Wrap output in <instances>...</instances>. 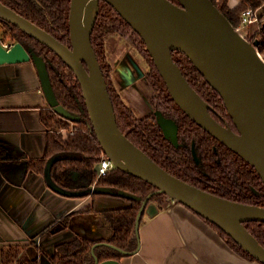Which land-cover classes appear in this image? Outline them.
Returning <instances> with one entry per match:
<instances>
[{"label":"water","instance_id":"water-1","mask_svg":"<svg viewBox=\"0 0 264 264\" xmlns=\"http://www.w3.org/2000/svg\"><path fill=\"white\" fill-rule=\"evenodd\" d=\"M99 1L69 0L67 19L69 45L60 42L45 29L0 1L1 20L11 23L46 45L72 70L80 85L88 116L87 124L104 156L111 161L113 167L155 187L145 197L122 189L96 185L95 182L83 190H71L55 183L50 175L51 166L60 155H53L46 160L43 179L49 188L60 195L85 197L95 193L139 201L133 226L136 247L126 251L107 241L92 240L93 244L90 247L92 264H121L119 260L113 258L99 261L94 253V247L99 244L110 246L124 255L137 252L141 217L145 215L151 218L161 208L169 207L171 202L179 203L213 223L254 257L255 261L264 264V247L244 225L248 221L264 222V206L221 197L172 175L131 142L118 128L105 78L90 42ZM103 1L112 6L141 37L174 103L198 126L250 164L264 185V58L257 50L258 41L247 39L246 35L251 34L247 31L248 28L233 27L211 0H176L178 3L171 0ZM257 21L258 17L255 15L246 26ZM243 29L247 32L242 31ZM173 51L184 53L205 81L219 94L237 132L211 116L210 106L191 87L173 60L171 55ZM124 57L127 60L121 61L122 66H117L115 74L119 77L117 79H120V85H129L141 76L143 82L147 84L145 75H142L131 55L127 52ZM25 61L34 64L48 106L61 118L68 121L79 120L77 115L58 103L43 58L31 47L26 48L20 42L3 46L0 40V65ZM137 92L141 96L140 108L148 109V114L154 115L163 136L173 145H177L176 123L164 117L160 110L154 109L140 90ZM135 115L138 118L142 116L137 113ZM194 160L198 162L195 155ZM93 170L98 171L97 164L93 166ZM156 193L165 195V202L161 206L150 199ZM34 244L37 250L38 245L35 242ZM47 255L49 254L44 252L37 254L40 264L43 257L46 264H50Z\"/></svg>","mask_w":264,"mask_h":264},{"label":"trees","instance_id":"trees-1","mask_svg":"<svg viewBox=\"0 0 264 264\" xmlns=\"http://www.w3.org/2000/svg\"><path fill=\"white\" fill-rule=\"evenodd\" d=\"M0 1L45 29L60 42L69 45L67 23L69 0H53L50 3H48V0L46 2H38V0ZM171 1L178 3L176 0ZM211 1L226 16L233 27L240 26L245 10H250L251 17L257 15L258 28L246 37L249 41L254 39L258 41L257 50L264 58V22L262 21L263 14L260 15L259 13L260 10H264V0H236L232 5L228 3V0ZM0 24L5 36H9L15 42H20L26 48L31 47L35 53L43 58L58 103L79 117V120L75 121L74 130L69 133L70 125L68 121L62 119L51 107H40L39 117L45 127V146L40 157L27 159V169L42 174L46 160L58 154L60 158L52 164L50 175L55 183L64 188L83 190L95 181L96 185L122 189L141 197H145L154 190L155 187L152 184L115 167L96 178L93 166L98 161L102 150L87 124L88 116L85 111L80 85L72 70L50 48L18 27L1 19ZM129 32L135 36L136 42L142 47L149 62V70L146 74L148 86L156 97L160 96L164 99L163 103L171 104V107L176 109L179 131H184L187 135L195 133L194 138L197 142L198 157L203 163V170L206 174L182 148H176L163 137L153 114L144 115L140 118L136 117L133 109L127 106L119 96L110 76L105 73L106 87L118 128L131 142L172 175L221 197L264 206V185L254 168L198 126L173 102L145 49L141 37L131 29L129 24L118 15L112 6L100 0L97 17L90 34V42L102 70L105 68L110 70L104 49L105 39L114 34L127 35ZM131 40L135 43L133 38ZM171 55L191 87L215 109L212 114L217 115L216 113L220 112L231 121L219 94L205 81L185 54L180 51H173ZM149 102L152 105V102ZM153 108L155 107L153 106ZM148 117L153 118V120H148ZM214 149L217 152H214ZM217 155L220 156L221 161H226L227 169L232 166L235 176L233 180L232 171L230 169L231 172L226 171L220 165L221 161L216 162L214 160V156ZM8 158L11 157H9L5 148L0 145V159ZM254 192L260 194V198L256 197ZM97 195L92 193L90 196L92 202L80 207L75 213H99L102 220L111 228V234L106 241L120 249L133 250L137 245V240L133 235V226L139 208V201L123 198L127 201L124 206L98 209L94 204V198ZM150 199L161 206L165 202V195L156 193ZM160 201H162V204H160ZM71 215L72 213H69L52 220L45 226L44 234H55L66 229ZM202 219L213 227L236 253L246 260H255L220 228L206 219ZM244 225L264 247V222L248 221ZM92 244V240L77 234L68 240L56 243L53 246V251L47 255V259L50 264H92L93 258L90 255ZM21 249L22 245L20 243L2 245L0 247V264H40L37 256L32 258L23 257ZM41 253L43 251L37 246V254ZM94 253L99 261L109 258L118 260L123 255L107 245L95 246Z\"/></svg>","mask_w":264,"mask_h":264},{"label":"crops","instance_id":"crops-1","mask_svg":"<svg viewBox=\"0 0 264 264\" xmlns=\"http://www.w3.org/2000/svg\"><path fill=\"white\" fill-rule=\"evenodd\" d=\"M235 1L228 0V3L232 5ZM127 52L130 54L128 49ZM132 58L145 75L139 61ZM122 60L127 59L118 56L109 60L115 69L111 77L124 103L141 115V96L137 90L145 94L147 84L141 76L134 83L121 86L115 74L117 66H122ZM45 106L48 104L31 61L0 65V145L11 157L0 159V247L19 242L23 246L21 255L25 258L37 256L34 242L44 253L50 254L56 243L77 234L94 242L106 241L111 234V228L99 213H75L92 202L90 196L60 195L47 186L42 174L27 169L28 158L43 154L45 129L39 111ZM103 197L105 194L94 198L98 209L120 205V201L114 205L105 200V206L100 207ZM69 213L72 215L66 229L44 234L46 225ZM138 238L137 252L120 257L121 264H260L240 256L201 217L175 202L161 208L151 218L143 215ZM41 264H46L45 257L41 258Z\"/></svg>","mask_w":264,"mask_h":264},{"label":"flooded vegetation","instance_id":"flooded-vegetation-1","mask_svg":"<svg viewBox=\"0 0 264 264\" xmlns=\"http://www.w3.org/2000/svg\"><path fill=\"white\" fill-rule=\"evenodd\" d=\"M53 0H48V3H50V2H52ZM38 2H46V0H38ZM55 4H56V1H55ZM2 32H3V30H2ZM129 34L131 35V32H129L127 35H120V34H114V35H112V36H110V37H108L107 39H105V41H104V49H105V53H106V49H107V42H108V40L110 39V38H112V37H114V36H116V37H124V40L125 41H127L128 42V44H129V41L125 38L126 36H129ZM129 38H130V36H129ZM0 40H1V38H0ZM125 41H122L124 44H125ZM134 44V43H133ZM123 49V48H122ZM121 49V50H122ZM126 53V48L124 49V51L122 50V52L120 51V55H119V57H123L124 56V54ZM130 55L133 57V55L131 54V52H130ZM106 59H107V64H108V66L110 67V70L108 69V68H105V69H103L102 70V68H101V70H102V72H103V75L105 74V73H107L109 76H110V78H111V80H112V84H113V86L116 88V84H115V81H113V78L111 77L112 75H111V73H112V70H113V68H112V65H111V63H110V61H109V59L107 58V54H106ZM147 72L148 71H146V73H145V77H146V74H147ZM105 78V77H104ZM165 86V85H164ZM166 88V87H165ZM117 90V89H116ZM167 90V89H166ZM146 91V93H145V96L148 98V100L149 101H151L152 102V105L155 107L154 109H157V110H161V113L163 114V116L164 117H166V118H169V119H172L175 123H176V125H177V145H173L169 140V142L173 145V146H175L176 148L177 147H179V148H182L185 152H186V154L187 155H189V156H191V158L193 159V161H194V163L198 166V167H200V169L201 170H203V163H202V161H200V159H199V157H198V155H199V152H198V150L196 149V146H197V142L195 141V138H194V135H195V133H193V134H191V135H187V134H185L184 133V131H179V128H178V124H177V119H178V115H177V111H176V109H174L173 107H171V104H165V103H163V101H164V99H162V98H160V96L159 97H156V95H155V93L151 90V88L148 86V84H147V89L145 90ZM118 92V91H117ZM168 92V91H167ZM169 94V93H168ZM120 96V95H119ZM170 96V95H169ZM174 102V101H173ZM207 103V102H206ZM208 104V103H207ZM223 104V103H222ZM164 105H166V106H164ZM209 106H210V108H209V112H210V114H211V116L216 120V121H218L219 123H221L222 125H228L234 132H237V128H236V126L234 125V123H233V121H232V119H231V117L229 116V114H228V112H227V110H226V108H225V110H226V113L228 114V116L230 117V119H231V121H229L228 120V118L226 117V116H223L220 112H218V113H216L217 115H215V114H212V111H215V109L210 105V104H208ZM164 106V107H163ZM224 106V105H223ZM139 111L141 112V109L139 108ZM148 109H146V110H143L142 111V116H144V115H149L148 114ZM215 113V112H214ZM66 120V119H65ZM148 120H150V121H152L153 120V118H151V117H148ZM66 121H68V120H66ZM69 122V125H70V123L72 122V123H74V124H76L75 123V121H68ZM162 132V131H161ZM163 134V133H162ZM164 137V136H163ZM165 138V137H164ZM216 139V138H215ZM217 140V139H216ZM220 142V141H219ZM221 143V142H220ZM225 146V145H224ZM181 150V149H180ZM214 152H217V150H215L214 149ZM233 152V151H232ZM103 154V152H101L100 153V155H99V158H98V161H99V159H100V157H101V155ZM194 155L198 158V162L196 163L195 162V160H194ZM214 160L216 161V162H220L221 161V159H220V156L219 155H217V156H214ZM98 161L95 163V164H97L98 163ZM225 163H226V161L225 160H222L221 161V166L226 170V171H228L229 169L232 171V173H231V175H233L232 176V180L235 178V176H234V170L232 169V166H229V169H227L226 168V165H225ZM250 165V164H249ZM98 166V165H97ZM229 170V172H231ZM203 173H205V171L203 170ZM206 174V173H205ZM95 182V181H94ZM93 182V183H94ZM207 182H209V181H207ZM92 183V184H93ZM237 184V183H236ZM98 195H100V194H98ZM254 195L256 196V197H258V198H260V194H258V193H256V192H254ZM255 201H256V199H254ZM156 202V201H155ZM98 242H102L101 240H99ZM109 243V242H108ZM110 244V243H109ZM99 245H104V244H99ZM112 245V244H111ZM114 246V245H113ZM108 247H110V246H108ZM116 247V246H115ZM110 248H112V247H110ZM114 251H116V250H114ZM116 252H118V251H116ZM118 253H120V252H118ZM124 255V254H123ZM123 255H121V257L123 256ZM119 259H120V257H119ZM118 259V260H119ZM250 261H255V260H250Z\"/></svg>","mask_w":264,"mask_h":264},{"label":"rangeland","instance_id":"rangeland-1","mask_svg":"<svg viewBox=\"0 0 264 264\" xmlns=\"http://www.w3.org/2000/svg\"><path fill=\"white\" fill-rule=\"evenodd\" d=\"M259 13H260V15L263 14L262 21L264 22V10H260ZM258 24L259 23L257 21V22H253V24H251L249 26H243V27H244V29L248 28L247 31L252 33L253 30L256 27H258ZM0 26H1V24H0ZM244 29L242 31L247 32ZM3 33L4 32H2V28L0 27V38H1V41L3 43H5V42H12V43L15 42L11 38H9V36H5ZM129 36H130V38H129ZM129 36L125 37L129 41V44H128L127 41L124 40V37H116V36H114V37H112V38H110L108 40L107 49H106V50H109V53H107V56L109 57L108 59L109 60H112L114 58L117 59L121 49L122 48H126V50L128 49L133 54V56L139 61V63L143 67V69L145 71H148L149 70V62H148V60L146 58V55L144 54V51H143L142 47H140L138 45L134 35H132V34L130 35L129 34ZM131 38H133L135 40V43L131 40ZM122 41H125V44ZM116 51H117V53H115ZM112 66H113V64H112ZM114 70L115 69L113 67V71ZM111 74L113 76V72ZM105 196L106 197H103V199H101L100 202H99V206L100 207H103V205L105 206V203H106L105 200H107L108 203L111 201L112 203H114V205H116V203L120 201V205L119 206H124V205L127 204V201L125 199H123L122 197H117V196L113 197V195H105ZM160 204H162V201H160Z\"/></svg>","mask_w":264,"mask_h":264},{"label":"built area","instance_id":"built-area-1","mask_svg":"<svg viewBox=\"0 0 264 264\" xmlns=\"http://www.w3.org/2000/svg\"><path fill=\"white\" fill-rule=\"evenodd\" d=\"M250 13H251L250 10H245L243 12L242 22H241L240 26H246L252 21L253 17L250 16ZM1 43L3 46H9L12 44V42L3 43L2 41H1ZM62 119H64V118H62ZM74 126H75V124L71 122L69 133H72V131L74 130ZM97 165H98V171L96 172V178L104 175L108 170H110L113 167V164L111 163V161L108 160V158L105 157L104 154L101 155Z\"/></svg>","mask_w":264,"mask_h":264}]
</instances>
